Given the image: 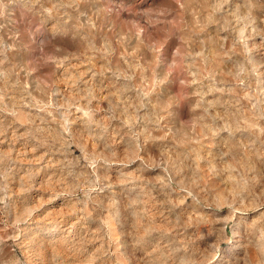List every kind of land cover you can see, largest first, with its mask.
Instances as JSON below:
<instances>
[{
    "label": "rangeland",
    "instance_id": "obj_1",
    "mask_svg": "<svg viewBox=\"0 0 264 264\" xmlns=\"http://www.w3.org/2000/svg\"><path fill=\"white\" fill-rule=\"evenodd\" d=\"M261 232L264 0H0V264H264Z\"/></svg>",
    "mask_w": 264,
    "mask_h": 264
},
{
    "label": "clouds",
    "instance_id": "obj_2",
    "mask_svg": "<svg viewBox=\"0 0 264 264\" xmlns=\"http://www.w3.org/2000/svg\"><path fill=\"white\" fill-rule=\"evenodd\" d=\"M246 19V18H245ZM243 70V69H242ZM261 238L264 239V232H261L260 234ZM257 252L262 260H264V247L258 248Z\"/></svg>",
    "mask_w": 264,
    "mask_h": 264
},
{
    "label": "bare ground",
    "instance_id": "obj_3",
    "mask_svg": "<svg viewBox=\"0 0 264 264\" xmlns=\"http://www.w3.org/2000/svg\"><path fill=\"white\" fill-rule=\"evenodd\" d=\"M57 209V208H56ZM59 210V209H58ZM59 212V211H58ZM57 213V212H56ZM57 215V214H56Z\"/></svg>",
    "mask_w": 264,
    "mask_h": 264
}]
</instances>
